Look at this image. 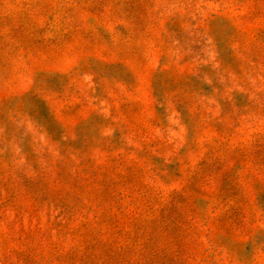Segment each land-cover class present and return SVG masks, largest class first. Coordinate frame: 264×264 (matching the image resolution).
I'll use <instances>...</instances> for the list:
<instances>
[{
	"label": "rangeland",
	"instance_id": "obj_1",
	"mask_svg": "<svg viewBox=\"0 0 264 264\" xmlns=\"http://www.w3.org/2000/svg\"><path fill=\"white\" fill-rule=\"evenodd\" d=\"M0 264H264V0H0Z\"/></svg>",
	"mask_w": 264,
	"mask_h": 264
}]
</instances>
